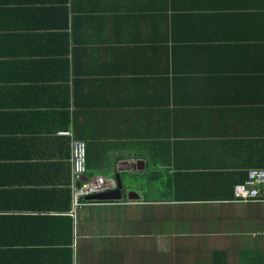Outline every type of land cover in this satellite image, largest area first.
<instances>
[{
    "label": "crops",
    "instance_id": "obj_1",
    "mask_svg": "<svg viewBox=\"0 0 264 264\" xmlns=\"http://www.w3.org/2000/svg\"><path fill=\"white\" fill-rule=\"evenodd\" d=\"M260 168L264 0H0V264H264Z\"/></svg>",
    "mask_w": 264,
    "mask_h": 264
},
{
    "label": "built area",
    "instance_id": "obj_2",
    "mask_svg": "<svg viewBox=\"0 0 264 264\" xmlns=\"http://www.w3.org/2000/svg\"><path fill=\"white\" fill-rule=\"evenodd\" d=\"M60 135L69 137L70 133ZM86 147L87 144L83 141H75L71 147L72 214L74 216L79 209L90 202L88 196L115 188L114 179L107 180L102 176L87 178ZM233 202H264V168L249 170L245 179L233 186ZM262 234L264 235V231Z\"/></svg>",
    "mask_w": 264,
    "mask_h": 264
},
{
    "label": "water",
    "instance_id": "obj_3",
    "mask_svg": "<svg viewBox=\"0 0 264 264\" xmlns=\"http://www.w3.org/2000/svg\"><path fill=\"white\" fill-rule=\"evenodd\" d=\"M118 183L116 188L106 191L104 193H98L94 195H90L87 198L88 199H108V198H120V191H121V184L120 181L117 179Z\"/></svg>",
    "mask_w": 264,
    "mask_h": 264
},
{
    "label": "trees",
    "instance_id": "obj_4",
    "mask_svg": "<svg viewBox=\"0 0 264 264\" xmlns=\"http://www.w3.org/2000/svg\"><path fill=\"white\" fill-rule=\"evenodd\" d=\"M154 179H155V173H154ZM116 187V186H115ZM89 201H91V199H89ZM96 199H94V201H91L92 203L95 202Z\"/></svg>",
    "mask_w": 264,
    "mask_h": 264
},
{
    "label": "rangeland",
    "instance_id": "obj_5",
    "mask_svg": "<svg viewBox=\"0 0 264 264\" xmlns=\"http://www.w3.org/2000/svg\"><path fill=\"white\" fill-rule=\"evenodd\" d=\"M97 176H100V175H97ZM94 177H96V176H94ZM94 177H92V178H94ZM103 177V176H102ZM104 178V177H103ZM89 179V178H88ZM91 179V178H90Z\"/></svg>",
    "mask_w": 264,
    "mask_h": 264
}]
</instances>
